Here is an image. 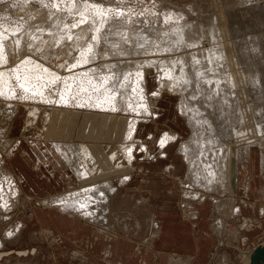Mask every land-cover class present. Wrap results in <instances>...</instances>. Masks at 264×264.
I'll list each match as a JSON object with an SVG mask.
<instances>
[{"label":"bare ground","instance_id":"bare-ground-1","mask_svg":"<svg viewBox=\"0 0 264 264\" xmlns=\"http://www.w3.org/2000/svg\"><path fill=\"white\" fill-rule=\"evenodd\" d=\"M77 5L78 9L81 8L80 16L77 7L74 10L73 1L67 3L64 9H48L41 12L44 14L38 13V18L24 28L19 23L11 24L0 19V96L9 100L21 91L29 98L50 104L78 109V106L88 105L85 110H78L86 114L79 139L94 137L96 141L111 137L112 141L119 138L121 142L101 161L98 157L100 151H95L86 140L67 141L65 127L60 131L56 127L52 128L51 124L56 117L52 114L48 120V130L51 134L62 136L57 138L55 146L83 183L41 199L40 202L57 207L62 212L78 213L81 219L102 226L99 229L103 233L113 231L116 225L110 224L106 212L119 187L110 176L114 166L111 162L122 160L133 167L135 158H138L136 152L140 151L145 152V158H156L149 146L142 142L140 145L145 149L138 151L140 147L136 139L140 137L141 126L147 125L159 113L153 107H158L156 101L168 91L179 95L181 114L192 130L188 138L171 129H165L158 137L160 156H167L166 147L181 138L176 152L186 167L188 182L186 179L183 181L188 186L184 188V200L186 203L202 202L209 196L216 203L209 198L205 202L209 201L211 206L215 203L221 213L227 208L232 216H242L243 208L239 202L237 204L236 197L220 198L218 195L221 193L226 196L229 190L237 192L238 182L243 178L241 163L251 157L254 151L250 149L252 144L260 145L259 168L264 172V106L256 109L252 104L254 100L264 102V81L256 66L260 62L258 56L263 53L256 39L245 36L248 50L242 53L238 40L233 43L226 39L224 28L215 20L217 15H213V19L209 17L210 23L207 22V25L196 19H185L181 14L165 15L168 22H163V25L161 21L152 18L120 16V20H116L109 16V19H113L109 20L106 19L108 16L105 10L109 7L104 9L90 1ZM17 31L23 32L19 34ZM230 31L233 32V29ZM25 48H29L30 53L20 54L19 51ZM59 49L61 53H58ZM17 55V63L10 64L11 59ZM250 55L256 58L255 67L241 65V60ZM154 68L157 69L158 77L156 80L154 78L157 87L150 90L148 74ZM127 106L138 111V116L131 118L118 114V109H127ZM248 107L252 110L250 123H247ZM45 108H39L37 104L30 106L28 124L36 120L39 122L42 114L49 109ZM56 109L69 110L70 113L73 111L72 108ZM89 113L101 115L104 122L101 129ZM148 114L152 116L151 119ZM67 119L70 121L69 113ZM24 151L26 155L29 154L28 150ZM44 161L36 162V167L41 169ZM131 166L122 168V174L119 173L124 183L131 179L123 177L132 171ZM242 166L243 169L247 167ZM165 167L171 170L170 165ZM245 185L246 191L250 190L251 193V181L250 184L246 181ZM19 190L22 189L17 183L8 182L6 191L3 189L0 192V211L10 209L15 202L20 201L22 194H17ZM8 191L16 194H8ZM244 202L247 206L249 201L244 199ZM260 210L261 215H264V204ZM190 212L192 216L199 214L197 210ZM246 218L242 226L248 221ZM155 226L157 233L160 224L157 222ZM212 226L214 231L220 232L226 228L227 233L232 232V229L224 226L222 218H218ZM248 252L244 253V261L250 264L252 251ZM176 257H171L176 264H187L189 261L180 255Z\"/></svg>","mask_w":264,"mask_h":264},{"label":"rangeland","instance_id":"rangeland-1","mask_svg":"<svg viewBox=\"0 0 264 264\" xmlns=\"http://www.w3.org/2000/svg\"><path fill=\"white\" fill-rule=\"evenodd\" d=\"M73 1L75 5L74 10L78 9L77 4H83L87 1L91 3L95 2L99 4V7H103L104 9L109 7V9H105L108 16L106 19H109V16L116 20H120V16L133 19L152 18L153 20L161 21L163 25V22H168L165 15L169 17L171 14H181L185 19H196L205 25H207V22L210 23L209 17L213 19V15H217L214 18L224 28L226 39L233 43H236L238 40L242 53H244V50H248L246 48L248 40L245 36L248 35L256 39L258 47L263 53L258 56L260 62L256 66L264 81V0H0V19L6 20L11 24L19 23L20 27L24 28L28 23H33L38 18V13L46 12L48 9H64L67 3H73ZM99 7L97 8L99 9ZM35 10L36 13H34ZM17 11H20V13ZM77 11L75 12L80 16L81 8ZM97 16L100 15L97 14ZM113 19L110 18L109 20ZM109 20L108 22H110ZM144 21L151 22L149 20ZM232 29L233 32L230 31ZM21 32L23 31H17L16 33L21 34ZM10 34L14 36L13 33L10 32ZM17 49L19 50V48ZM18 50L15 52H18ZM19 53L24 55L29 54V48L21 49ZM39 53L42 52L40 51ZM58 53H61V49L58 50ZM18 59L19 55L14 56L10 64L17 63ZM254 59L256 58L252 55L247 56L241 60L240 64L245 67H255ZM55 61L58 62V60ZM157 77V69L154 68L153 72L148 74L150 90L157 87V81H154V78L156 80ZM0 98V192L3 189L6 191L8 182L9 184L17 183L22 189L19 190L20 193H17L22 194L20 201L15 202L17 205L14 204L10 209L4 208L0 211V264H89L93 262V258H97V261H103L104 259L100 258L102 249L97 246L100 238H104L107 234L104 233L102 235L98 233V229L102 226L98 227L93 222L82 219L81 225L75 227L77 222L75 220L80 219L78 213L62 212L57 207L46 206L40 202L41 199L57 195V193L69 190L71 187H78L83 183L77 178V174L72 166L65 161L62 153L57 150L55 141L62 136L50 133L48 130L50 122L48 120L50 116L55 115L57 118L54 117L55 122L51 124V127H56L55 129L58 130H63L65 127L64 130L67 133L65 138H67V141L74 140L75 142H81L86 140V142L93 146L95 151H100L98 157L101 161L107 158V155L112 152L113 148L119 147L121 143L118 140L119 138H115L113 141L111 137L105 139L99 138L96 141H94V137L79 139V133L83 130V125L85 124L86 114L79 113L78 110H85L88 105L78 106V109L77 107H67L66 105L50 104L49 102L29 98L26 96V93L21 91L12 96V98L10 97L11 99L9 100L4 96H0ZM262 102L254 100L252 104H254L253 106L256 109H259L264 106V102ZM156 103L159 108L156 106V108H153L158 109L159 113L154 115V119L147 125L141 126L139 130L140 139L138 138L139 141L136 139V144L139 143L140 147L138 151L141 148L145 149V147H141L140 145L142 142L149 146L152 155L156 156V158H145V152L140 151L136 152L138 158H135V161L133 160V167L129 163H123L122 160L111 162L114 166L111 168L110 176L112 179H115L114 183L118 185L119 189L113 196L114 198L112 197L111 199L113 202L111 201L112 205L110 204V208L107 210L109 213L106 212L110 224L116 225L112 233L109 231L110 236L125 237L134 241V244L137 243L135 248L139 245L146 248V251L148 249L152 250V248L156 250L155 246L157 242L165 244V242L170 241L168 236L172 231L171 229L169 231V227L172 228L173 220L177 217V211L180 210L181 221L190 222L194 228L190 235L193 243L191 244V240L189 239L186 243H189L192 246L191 248L195 247V249L191 253L178 252L195 255L197 253L196 247H198L197 242L200 230L201 233L205 230V227L201 229V225H199L200 227L198 226L199 222H201L200 220H204L200 212L202 208H205L204 210L209 212L205 218L206 222L209 221L208 224L215 223L218 218H222L224 226L232 229V232L228 233L226 228L220 232L212 229L215 243L213 238H210L211 233L209 230L208 246L212 249L214 245L216 246V251L212 256L210 264H223L224 262V264H247L244 261V255L250 253L248 250L252 251L253 247H250V245L264 242V215L260 214V205L264 204V172L259 168L260 145H250V149L254 151H252L251 157H247L248 160L246 159L241 163L240 168L243 170V178L238 182L237 192L233 193L229 190L226 196H224L220 195L221 193L218 195V191H216L217 194L215 195H218L220 198L227 197L230 199L234 196L237 198V204L240 203L243 209L245 207L242 215L246 216L248 221L245 226H242L243 216L237 217L235 214L232 216L231 211L227 210V208L225 209L227 213H224L225 211L221 213L216 208V202L212 197L207 196L206 199L209 198L215 202L212 205L213 207L206 205V199L202 202L192 201L191 203H186L184 200L186 197L184 188L187 185L186 182H188L185 174L186 167L184 168L183 165L178 166L179 163H183L184 161L176 152L181 138L173 142L174 144L172 143L174 146L169 151L170 156L169 153L167 156H160L162 154L160 153L161 147L158 137L165 129H171L179 132L184 138H188L192 130L190 131L187 119L181 114L179 95L176 96L174 93L166 91L159 97ZM28 104L30 106L37 104L39 108L48 107L49 109L42 114L39 122L36 120L35 123L28 124L27 118L30 115V106ZM249 107L251 108V106ZM249 107L247 110L249 112L247 123H250L252 119V110ZM56 108H72L75 112L71 111L72 115L69 110L64 111ZM117 112L131 118L135 115L138 116V111L128 106L127 109H118ZM68 113L70 121L67 119ZM149 114L148 116L151 119L152 116ZM140 115L142 116L141 113ZM89 116L95 121L96 126L101 129L104 125L101 115L89 113ZM60 122L64 124L61 125ZM152 135H154V138H152ZM24 149L28 150L29 154L27 153L26 155ZM167 149L169 148L167 147ZM38 161L45 162L41 166V169L36 167V162ZM172 162L175 164V167L172 166ZM167 165H170L171 170L169 168L168 170L166 169L165 166ZM242 165H246L247 167L243 169ZM127 166H131V174L129 173V175H124L123 177L131 179L124 183L121 181L122 177L119 175L122 174V168H126ZM176 166L178 167L174 171ZM185 179L186 182L183 181ZM246 181L249 184L251 181L253 185L251 193H249L250 190L249 192L246 191ZM7 193L16 194L10 191ZM244 199L247 202L249 201L247 206H245ZM189 204L193 205L192 209L198 210L199 214L196 218H191L187 208ZM63 216L65 217L64 220H62ZM67 218L71 219L69 223L67 222ZM155 219L161 225L164 222V228V220L168 219L169 227H167L165 233V230L162 232L160 230L157 234L155 233ZM64 223L66 224L64 225ZM86 224L94 228L92 234H90L88 229H85ZM182 229L184 230V226H182ZM240 229L242 230L240 231ZM184 243L178 242L181 246ZM171 247L174 246L164 247L163 245L160 248L163 249L165 254L172 252L175 256L179 255L173 252L174 248ZM75 252L79 255L75 256ZM135 252H138V250L135 249ZM114 256H116V259L114 258V261L109 264L117 262L118 253H115ZM153 256L151 258L145 257L143 263L153 264L156 262L157 255ZM166 264H176V262H172L169 259ZM187 264H190V262Z\"/></svg>","mask_w":264,"mask_h":264},{"label":"crops","instance_id":"crops-1","mask_svg":"<svg viewBox=\"0 0 264 264\" xmlns=\"http://www.w3.org/2000/svg\"><path fill=\"white\" fill-rule=\"evenodd\" d=\"M173 144L171 143V145L167 146L169 149H167V147H166L167 153H169L171 147L174 146ZM169 156H170V153H169ZM172 164H174V163L172 162ZM180 165H183L185 168L184 162L178 164V166H180ZM178 166H176L174 171L177 169ZM184 171H185V169H184ZM206 205L211 206L209 201H206ZM260 208H261V205H260ZM204 209L205 208H202V210L200 212L202 219H204V220H200L201 222H199L198 226L201 225V229L205 227V230L203 231V233H201V230H200V236H199L198 242H197L198 247H196L197 253L195 255L180 253L181 251L191 253L192 250L195 249V247L192 249L191 248L192 246H190L189 243H186V241L188 239L191 240L190 235L192 234V230L194 228L190 222L181 221L182 217H181V214L179 213L180 212V210H179V211H177V217L174 218L173 223L171 225L172 228H170L168 226L169 225L168 219L164 220L165 221V228H164V222L162 225L160 224L161 232L165 230L164 231V233H165L167 231L166 230L167 227H169V231L171 229L172 233L170 232L169 236H168L170 241L165 242V244L157 242V244L155 246L156 250L152 248L153 251L149 250V249L146 251V248L139 246V245L136 246V248H135V245L137 243L134 244V241H131L125 237H123V238L112 237V236H110L111 234H109V231H110L109 230L108 232H104L105 234L107 233L109 235L106 234L104 236V238L101 237L99 244H97V246L101 247V249H102L101 250L102 253L100 254V258H102L104 260L103 261H101V260L97 261V258H93L92 259L93 262H91V263H93V264H109V263H112L114 261V258L116 259V256H114V254L118 253L117 262L113 263V264H144L143 262L145 261L144 260L145 257L151 258L153 256V253H154V256L157 255V260L153 264H166V262H168L169 259L171 260V257L175 256V255L172 252L169 254H165V252H163V249L160 248L164 245V247L165 246L166 247L174 246V247H171V248H174V250H172V251L176 252L180 256L188 259L189 260L188 262H190V264H210L212 261V256L214 255V253L216 251V246L214 245L213 249L208 246V244H209V242H208L209 230H210V233L212 236V237L210 236V238H213L214 243H215V237L212 234V233H214L212 230V227H213L212 223L208 224L209 221L206 222V220H205V218L209 212L207 210H204ZM244 210H245V208L243 209V211ZM64 219H65V217L63 216L62 220H64ZM80 219L75 220V221H77L75 227L81 225L80 222L82 221V219L81 220ZM67 220H68L67 221L68 223L71 221L70 218H67ZM155 221H156L155 223L157 225V222L159 223V221L156 219H155ZM65 224L66 223H64V225ZM181 225L184 226V230L182 229ZM85 229H88L90 234H92V232H94V228L88 224H86ZM155 229H156V226H155ZM207 229H208V231H207ZM98 230H99V232H98ZM98 230H97V232L99 234H102V235L104 234L103 231H101L100 229H98ZM110 232L112 233V231H110ZM95 239H98V238H95ZM178 242H181V243L185 242V243L182 244V246H181L180 244H178ZM190 243L191 244L193 243L192 240ZM254 244L255 245H252V246L250 245V247L256 246L257 243H254ZM135 249H137L138 252H135ZM178 251H180V252H178ZM169 255H170V257H169ZM179 255H177V256H179ZM91 263H89V264H91Z\"/></svg>","mask_w":264,"mask_h":264},{"label":"water","instance_id":"water-1","mask_svg":"<svg viewBox=\"0 0 264 264\" xmlns=\"http://www.w3.org/2000/svg\"><path fill=\"white\" fill-rule=\"evenodd\" d=\"M250 264H264V242L257 244L252 250Z\"/></svg>","mask_w":264,"mask_h":264},{"label":"built area","instance_id":"built-area-1","mask_svg":"<svg viewBox=\"0 0 264 264\" xmlns=\"http://www.w3.org/2000/svg\"><path fill=\"white\" fill-rule=\"evenodd\" d=\"M204 201V200H203ZM192 207H193V205H188L187 206V208H188V211H189V214L191 213L190 211H194V210H197V209H192ZM198 211V210H197ZM192 218H196L197 217V215L196 216H192V215H190ZM243 216V215H242ZM245 217L243 216V219H244Z\"/></svg>","mask_w":264,"mask_h":264},{"label":"snow or ice","instance_id":"snow-or-ice-1","mask_svg":"<svg viewBox=\"0 0 264 264\" xmlns=\"http://www.w3.org/2000/svg\"><path fill=\"white\" fill-rule=\"evenodd\" d=\"M129 151H131V150H129Z\"/></svg>","mask_w":264,"mask_h":264}]
</instances>
